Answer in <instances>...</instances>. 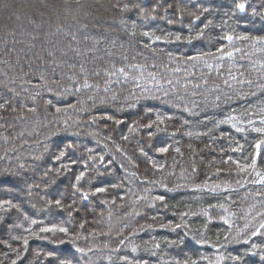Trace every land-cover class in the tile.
I'll use <instances>...</instances> for the list:
<instances>
[{
	"label": "trees",
	"instance_id": "16d2710c",
	"mask_svg": "<svg viewBox=\"0 0 264 264\" xmlns=\"http://www.w3.org/2000/svg\"><path fill=\"white\" fill-rule=\"evenodd\" d=\"M254 129L264 0H0V264H264Z\"/></svg>",
	"mask_w": 264,
	"mask_h": 264
},
{
	"label": "snow or ice",
	"instance_id": "6c2138e0",
	"mask_svg": "<svg viewBox=\"0 0 264 264\" xmlns=\"http://www.w3.org/2000/svg\"><path fill=\"white\" fill-rule=\"evenodd\" d=\"M236 7L240 11H244L245 4L244 3H240ZM197 19H199V17H197ZM145 35H147V34H145ZM232 38L233 37H231V36L226 37V39H228V40H231ZM157 39H159V37H157ZM179 39L180 38L177 37V40H179ZM245 39H246V37H245ZM189 42H191V38L189 39ZM119 71L120 72H123L124 69L121 68ZM57 111H59V109H57ZM93 119L95 120L96 118L93 117ZM109 119H111V118L109 117ZM116 123H121V121H116ZM149 127H151V125H149ZM241 131H243V129H241ZM254 131H256L258 133H262V132H264V129H254ZM261 144H264V140H261L260 142H258L256 144V148L259 149L260 146H261ZM67 147L71 148L72 146L71 145H68ZM160 151L161 152H164V151H167V149L162 148V149H160ZM64 156H65V152L64 151H61L60 154L58 156H56V160L59 161ZM251 167L253 169H255V167H256L255 160L252 161ZM244 170H246V169H243V168L241 169V171H244ZM83 178H84V173H81L79 176H77L75 178L76 179V185H78ZM74 187L76 188V191L77 192H82V190L79 187H76L75 185H74ZM96 191L97 192H103V191H105V189H103V188H97ZM92 194L94 195L95 193H92ZM82 196H83L84 199H87L88 196H89V193L88 192H82ZM157 199H159V200L162 201L164 198L163 197H158ZM5 203H8L10 205V202H5ZM55 204H56L57 207H60L61 206V201L60 200H56L55 201ZM32 223L33 224H36L37 221L33 220ZM181 227H186V225H180V224H178V225L175 226V228H172L171 230L172 231H175L177 228H181ZM260 228L264 229V224H261L260 225ZM40 231L43 232V233H49V232H53V231H59L61 233H67L68 232V229L67 228L54 229V228H47V227H45V228H41ZM258 234H261V233H259V229H257L256 231H253L251 233V235H253V236H256ZM225 239H227V237H225ZM28 242H29L28 239H24L23 240V243H24L25 246L28 244ZM157 247H159V245H157ZM80 251L82 252L83 249H80ZM233 259L236 260V261H240L241 260V257L240 256H237V257H233Z\"/></svg>",
	"mask_w": 264,
	"mask_h": 264
},
{
	"label": "rangeland",
	"instance_id": "374dc122",
	"mask_svg": "<svg viewBox=\"0 0 264 264\" xmlns=\"http://www.w3.org/2000/svg\"><path fill=\"white\" fill-rule=\"evenodd\" d=\"M89 1V3H91L92 4V2H94V0H88ZM94 4V3H93ZM25 8V7H24ZM91 8L93 9V6L91 5ZM77 11H76V14L77 15H79L80 13H77V12H79V11H81V9L80 10H78V9H76ZM63 11H67V9H63ZM68 12H70V11H68ZM67 13V12H66ZM55 14L56 15H58L59 13L56 11L55 12ZM85 15H87L86 13H85ZM89 15V14H88ZM17 18H20V16H18ZM79 18H80V16H79ZM118 20V19H117ZM105 22H108L110 25H113V26H115V27H123V26H125V29L127 28V24H129V25H131L132 24V22L133 23H135L136 22V19H134V18H129V19H127V20H125V21H121L122 23H124V24H122V23H120V22H117L116 20H113V19H110V20H107V21H105ZM118 25V26H117ZM76 26V25H75ZM58 28V27H57ZM71 28L72 29H70V28H66V29H61V30H59V31H55L54 30V35L60 40V41H58V43H62V41H61V39H62V36H63V38L64 39H66L67 37H69V35L67 34V29H69V31H75V27L72 25L71 26ZM77 30L79 29V27L77 26V28H76ZM120 29V28H119ZM123 30H124V28H122ZM128 29H130V28H127V30ZM65 30V31H64ZM61 33L62 34V36L61 37H59L58 35V33ZM69 33V32H68ZM71 33V32H70ZM85 37V36H84ZM82 38V41H84L85 40V38ZM76 38V36H73V39H75ZM51 40V39H50ZM50 40H47V41H50ZM67 40V39H66ZM67 41L64 43V45L66 46L67 45ZM70 47V48H69ZM71 47L73 48V50H74V47L75 48H78L77 47V45H74V47L73 46H71L70 44H69V46H67V47H64L63 46V48H62V46H60V49L59 50H62V49H64L63 51H65V53H66V51H71L72 49H71ZM46 49H48V47L46 46L45 47ZM62 48V49H61ZM158 166H159V164H158ZM69 176V175H68ZM71 177V176H70ZM253 204H256V208H257V206H260L261 204L263 205L264 204V200L263 201H259L258 199H257V201H255V203H253ZM257 210V213H255L254 215H249V214H245L246 216H247V225H246V222L244 223V225L243 226H246V227H248V228H253L254 226L253 225H256V226H258V225H260L261 223H264V209H256ZM240 237H236L235 238V241H238V239H239ZM61 259V258H60ZM59 259V261H61Z\"/></svg>",
	"mask_w": 264,
	"mask_h": 264
},
{
	"label": "bare ground",
	"instance_id": "6f19581e",
	"mask_svg": "<svg viewBox=\"0 0 264 264\" xmlns=\"http://www.w3.org/2000/svg\"><path fill=\"white\" fill-rule=\"evenodd\" d=\"M197 9H201V8H197ZM209 10H212V9H210V8H208V11H206V12H210ZM78 32V31H77ZM102 59V58H101ZM103 64H104V66L105 67H107V61H104L103 62ZM248 138V139H247ZM246 142L248 143L250 140H249V137H246ZM247 152H248V150H244V151H242V154L243 155H246L247 154ZM255 201H257V199H255L254 200V203H255ZM254 205H256V204H254ZM254 209H255V207H254ZM244 211V210H243ZM253 212H255V210L253 211ZM241 214H242V212H241ZM244 214H245V211H244ZM149 216V215H148ZM220 221H223V220H220ZM237 235H239V234H237ZM263 242H264V239H263ZM188 247H189V249H192V250H194V251H197L198 253H200L201 254V251H202V248L200 247V245H198V244H196V243H193V244H191V243H188ZM253 250L255 249V248H252ZM234 256H237L236 254L234 255ZM252 260H253V258H251ZM154 263V260L153 259H148V261H147V264H153ZM248 264H255L256 262H247Z\"/></svg>",
	"mask_w": 264,
	"mask_h": 264
}]
</instances>
